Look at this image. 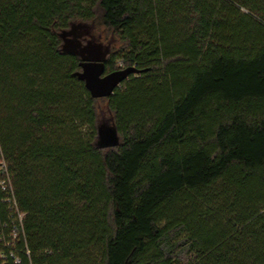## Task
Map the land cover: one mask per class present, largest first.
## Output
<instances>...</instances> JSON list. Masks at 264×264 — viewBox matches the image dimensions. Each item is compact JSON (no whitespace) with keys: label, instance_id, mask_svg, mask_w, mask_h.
<instances>
[{"label":"trees","instance_id":"16d2710c","mask_svg":"<svg viewBox=\"0 0 264 264\" xmlns=\"http://www.w3.org/2000/svg\"><path fill=\"white\" fill-rule=\"evenodd\" d=\"M72 22L141 72L92 99ZM0 151L21 264H264V0H0Z\"/></svg>","mask_w":264,"mask_h":264},{"label":"water","instance_id":"95a60500","mask_svg":"<svg viewBox=\"0 0 264 264\" xmlns=\"http://www.w3.org/2000/svg\"><path fill=\"white\" fill-rule=\"evenodd\" d=\"M87 28V23L72 22L69 30L60 33L61 40L63 41L62 47L80 57L82 61L81 71L76 74V77L84 83L91 98L95 100L104 99L111 96L115 88L128 79L130 75L139 74L141 71L134 67H129L105 74L104 61L106 57L103 53H100L98 48L90 46L83 52L78 50L79 34ZM104 137L108 141H103L102 138ZM99 138L105 145H110L117 141L116 132L110 126L99 129Z\"/></svg>","mask_w":264,"mask_h":264},{"label":"built area","instance_id":"2783aa9c","mask_svg":"<svg viewBox=\"0 0 264 264\" xmlns=\"http://www.w3.org/2000/svg\"><path fill=\"white\" fill-rule=\"evenodd\" d=\"M0 201L7 208L6 219L0 225V261L11 260L22 263V255L29 256L24 233V214L20 212L15 199L6 163L0 151ZM23 244L21 253L17 250ZM22 254V255H21Z\"/></svg>","mask_w":264,"mask_h":264},{"label":"rangeland","instance_id":"374dc122","mask_svg":"<svg viewBox=\"0 0 264 264\" xmlns=\"http://www.w3.org/2000/svg\"><path fill=\"white\" fill-rule=\"evenodd\" d=\"M88 28L80 32L78 38L79 51H85L88 47H96L107 57L110 53L118 48L116 39L107 34L103 29L95 28L91 23H87ZM71 39L70 37H67ZM107 50V51H106ZM96 114H97V125L100 128H105L107 126L112 127V114L108 111L105 106L104 101L98 100L95 104ZM103 141H108L105 137L102 138Z\"/></svg>","mask_w":264,"mask_h":264}]
</instances>
